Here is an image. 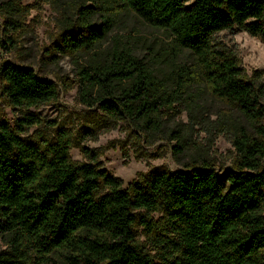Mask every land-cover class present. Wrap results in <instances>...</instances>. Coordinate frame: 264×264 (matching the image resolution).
I'll return each mask as SVG.
<instances>
[{
  "label": "trees",
  "instance_id": "16d2710c",
  "mask_svg": "<svg viewBox=\"0 0 264 264\" xmlns=\"http://www.w3.org/2000/svg\"><path fill=\"white\" fill-rule=\"evenodd\" d=\"M119 1L163 30L173 55L187 50L194 57L197 69L184 71L179 88L191 80L187 75L201 77L246 118L251 131L234 139L237 162L222 172L210 163L163 170L125 186L94 154L74 163L67 135L23 137L42 123L35 113L15 125L0 120V236L6 245L0 264H264V73L248 75L216 40L234 29L264 39V0ZM91 15L85 12L57 47L64 54L91 53L78 70L79 91L114 118L151 123L172 102L167 81L120 42L98 49L113 22L105 17L94 24ZM8 44L0 36V53ZM0 82L19 108L59 94L56 82L1 55ZM138 223L155 253L137 238Z\"/></svg>",
  "mask_w": 264,
  "mask_h": 264
},
{
  "label": "rangeland",
  "instance_id": "374dc122",
  "mask_svg": "<svg viewBox=\"0 0 264 264\" xmlns=\"http://www.w3.org/2000/svg\"><path fill=\"white\" fill-rule=\"evenodd\" d=\"M87 11L94 24L105 17L113 22L98 49L120 42L167 81L172 102L151 123L114 118L98 104L90 105L79 91L78 70L88 64L91 53L64 54L57 47L63 33L79 28ZM0 36L9 42V50L0 53L2 60L32 67L38 75L56 82L59 90L52 101L19 108L3 94L0 82V120L15 125L19 118L35 113L42 121L27 128L23 137L42 141L67 135L74 163L88 162L94 154L125 186L155 172L205 163L221 172L234 168L238 158L234 139L244 130L251 131L246 118L231 102L213 94L201 77L187 75L191 80L179 88L177 81L184 71L197 69L194 57L187 50L173 55L172 39L143 22L121 1L0 0ZM216 40L238 56L248 75L256 69L264 73V39L234 29L217 33ZM136 233L155 253L154 242L141 223L136 225ZM5 248L0 236V251Z\"/></svg>",
  "mask_w": 264,
  "mask_h": 264
}]
</instances>
